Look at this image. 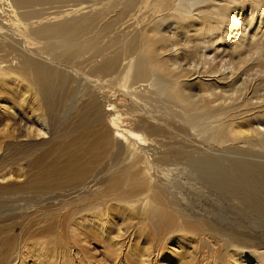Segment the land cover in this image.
Masks as SVG:
<instances>
[{
	"label": "bare ground",
	"instance_id": "1",
	"mask_svg": "<svg viewBox=\"0 0 264 264\" xmlns=\"http://www.w3.org/2000/svg\"><path fill=\"white\" fill-rule=\"evenodd\" d=\"M235 1L0 0V127L17 140L33 139L51 133L50 119L62 121L46 141L9 143L15 147L1 159L0 201L36 209L82 185L93 187L98 178L91 177L115 168L110 190L124 191L119 200L133 205L129 195L136 187L120 185L134 174L125 162H141L144 178L153 165L183 163L219 201L264 218V30H258L264 24L252 32L242 27L256 16L264 22V0H247L255 3L251 16L241 1L230 12ZM190 80L201 88L186 86ZM167 116H175L179 126ZM166 146H210L217 157L232 150L242 156L206 173L196 150L168 147L157 153ZM250 148L263 153L250 150L259 160L244 157ZM26 156H31L29 172H15L12 166ZM143 195L155 202L149 204L152 210L172 221L168 203L151 192ZM172 210L183 227L189 224L187 214ZM98 223L86 217L79 222L81 228ZM215 226L207 235L217 233L240 250L233 255L235 264H264L256 244ZM2 237L4 257L11 250Z\"/></svg>",
	"mask_w": 264,
	"mask_h": 264
},
{
	"label": "rangeland",
	"instance_id": "2",
	"mask_svg": "<svg viewBox=\"0 0 264 264\" xmlns=\"http://www.w3.org/2000/svg\"><path fill=\"white\" fill-rule=\"evenodd\" d=\"M240 1L244 4L246 13L251 16L249 7L254 8L252 5L255 3L250 5L247 0H236L231 4L232 9L229 11H233L234 4ZM213 4L223 5L218 2H213ZM204 8L211 9L208 5ZM213 16L215 17V14ZM238 17L242 18V15L239 14ZM260 17L256 16L252 25L250 21H244L242 27L248 29V32H252L254 26L258 27L259 23L264 24V22H259ZM171 27L175 28L176 25L172 24ZM261 27L258 30H264V27ZM218 46L227 51L221 42L218 43ZM151 69H154V66ZM191 81L186 82V86L191 87L194 91L201 88L197 81L190 83ZM176 89L177 86L169 88L170 91ZM166 118L170 124L175 123L179 126L175 116ZM60 122H62L60 119H50L51 133L33 139L23 137L17 140L0 127V165L2 166L4 162L1 159L10 150L9 143L15 144L11 143L13 141L16 144L29 145L32 143L31 141H46L58 131ZM173 140L177 141L175 138L171 139V141ZM14 147V145L10 147L11 150ZM168 147L171 150H190L191 148L196 150V156L205 161L203 171L206 173L214 164L220 168L230 166L233 157L242 156L241 153H233L235 151L232 150L233 152L228 155L220 154L217 157L212 155L209 150L210 146H166L159 148L157 153H162ZM150 150L151 153L156 152L152 150V147ZM250 150H253V155L263 154L260 149L258 151L250 148L249 152L246 150L245 158L259 160L258 157L251 155ZM123 151L118 160L122 164L124 163L123 156L126 154L124 149ZM20 161L17 165L12 166V168L16 167L15 172L18 171V168L29 172L31 156H26ZM128 161L124 165L129 167V174L132 170L134 174L130 179L126 177L121 180L120 185L125 189L131 184L136 187L129 195V199L134 201L135 205L125 206L124 202L119 200L125 196L121 193L124 191L110 190L115 168H106L102 174L91 177L89 181L92 179L95 181L98 178L96 182H93V187L84 189L82 185L83 187H79L81 190L64 192L63 194L66 195L43 201L36 209L17 208L22 207L26 202L14 203L10 200L6 202V199L0 201L1 205H5L0 206V227L5 226L0 237L3 236L2 238L8 245L6 248L11 250L10 256L6 254L4 257L0 256V264H235L236 256L234 258L233 255L239 254L240 250L235 249L232 242L227 243L217 233L211 236L207 235L210 225L218 226L221 231L226 230L225 233L227 232L231 236L244 237L243 239L246 240L243 242H248L249 245L253 242L252 244L257 245L256 251H264V218L252 215L245 210L236 211L233 206L229 205L231 204L230 200L219 201V198L203 185L197 176L198 173L189 169L187 165L178 164L176 169L173 165L172 167L167 164L153 165L148 168L149 170L147 169L148 175L144 178L142 174L145 170L141 168L143 164L137 162L132 165V162ZM169 165L171 166V164ZM12 168L10 169L12 170ZM170 171L171 173H169ZM147 178L149 182H147ZM197 178L200 182L197 181ZM13 180L17 179L13 178ZM1 181L3 182V180ZM5 181L8 180L5 179ZM159 184H164L161 187L165 186V188H159ZM166 189L169 191L168 193ZM157 190L162 191V194L158 195ZM150 192L151 197L159 199L157 201L160 203H168V206L171 207L170 212H174L171 213L172 221L170 218L163 217L160 211L152 210L154 206L150 205L152 206L150 207L149 204L153 201H150L149 197H147L149 200L146 198L147 201L142 199V197H146L143 194L148 193L149 196ZM180 195H182V200ZM166 199L168 200L166 201ZM152 204L155 205V202ZM173 208H178L187 214L186 217L190 220L189 224L184 223L183 227L181 219L178 218L179 215L175 210H172ZM82 217L97 219L100 223L97 228H81L79 222ZM203 223L205 225H202ZM247 238L253 240L250 241ZM1 251L3 250L0 249ZM42 253L44 254L42 255Z\"/></svg>",
	"mask_w": 264,
	"mask_h": 264
}]
</instances>
